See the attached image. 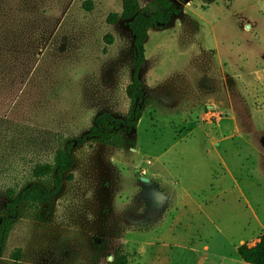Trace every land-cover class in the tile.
<instances>
[{
    "label": "rangeland",
    "instance_id": "obj_1",
    "mask_svg": "<svg viewBox=\"0 0 264 264\" xmlns=\"http://www.w3.org/2000/svg\"><path fill=\"white\" fill-rule=\"evenodd\" d=\"M94 2L0 0V138L20 175L128 113L134 38L107 23L122 0ZM145 49L135 148L74 147L73 180L22 208L0 264L17 247L22 264H108L119 246L129 264H241L264 233V0H189Z\"/></svg>",
    "mask_w": 264,
    "mask_h": 264
},
{
    "label": "trees",
    "instance_id": "obj_2",
    "mask_svg": "<svg viewBox=\"0 0 264 264\" xmlns=\"http://www.w3.org/2000/svg\"><path fill=\"white\" fill-rule=\"evenodd\" d=\"M185 1L153 0L147 8H142L139 0H122V13H111L107 17V23L110 25L115 24L120 17L124 19L134 38L132 81L126 88L130 107L125 117L115 116L111 112L100 113L88 132L68 140L56 150L52 162H36L23 175L18 173L17 161L7 159L11 143L6 146L0 138V198L5 199L0 209V257L22 208H39L42 203L54 200L60 194L64 181L73 180L71 170L75 164L74 147L93 140L111 146L135 148L136 141L127 144L125 135L127 132L137 130L145 110L146 90L141 79V70L146 61L145 42L148 31L152 27H161L163 23L167 24L173 17L180 15ZM81 6L86 12H91L95 8V2L82 0ZM104 38L105 41L112 43L110 34ZM45 178H52L51 182L42 183L41 180ZM237 253L248 264H264V233L252 245L247 243L239 245ZM10 258L13 264H22L23 249L14 248ZM108 264H129V255L119 246Z\"/></svg>",
    "mask_w": 264,
    "mask_h": 264
},
{
    "label": "water",
    "instance_id": "obj_3",
    "mask_svg": "<svg viewBox=\"0 0 264 264\" xmlns=\"http://www.w3.org/2000/svg\"><path fill=\"white\" fill-rule=\"evenodd\" d=\"M187 1H189V0H186L185 3H186ZM158 26H160V24H159ZM162 26H163V27L166 26V23H163Z\"/></svg>",
    "mask_w": 264,
    "mask_h": 264
},
{
    "label": "crops",
    "instance_id": "obj_4",
    "mask_svg": "<svg viewBox=\"0 0 264 264\" xmlns=\"http://www.w3.org/2000/svg\"><path fill=\"white\" fill-rule=\"evenodd\" d=\"M237 247H238V246H237ZM241 264H248V263H246V262H244V261L242 260Z\"/></svg>",
    "mask_w": 264,
    "mask_h": 264
}]
</instances>
